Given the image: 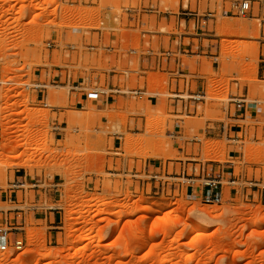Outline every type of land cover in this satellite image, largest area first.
I'll return each instance as SVG.
<instances>
[{
	"label": "rangeland",
	"instance_id": "rangeland-1",
	"mask_svg": "<svg viewBox=\"0 0 264 264\" xmlns=\"http://www.w3.org/2000/svg\"><path fill=\"white\" fill-rule=\"evenodd\" d=\"M175 45L209 57L206 70L189 77L203 100L188 110L180 102L179 115L172 95L184 81L163 55ZM263 71L259 3L245 17L232 0H0V208L18 169L53 173L61 193L49 205L58 207L57 228L29 222L25 250L0 252V264H264L260 193L227 188L222 204L209 205L179 185L156 195L139 184L126 199L123 175L179 158L170 139L176 124L184 136L198 128L204 138L208 122H225L240 125L241 136L244 125H260L259 141L248 127L244 149H236L259 167L260 181L264 123L228 117L236 114L234 95L260 103L264 117ZM79 82L86 90L114 83L120 92L82 106L84 92L72 88ZM204 140L188 151L226 161V140ZM144 202L169 207L147 212ZM124 205L130 210L121 214ZM190 207L222 216L205 220Z\"/></svg>",
	"mask_w": 264,
	"mask_h": 264
},
{
	"label": "built area",
	"instance_id": "built-area-1",
	"mask_svg": "<svg viewBox=\"0 0 264 264\" xmlns=\"http://www.w3.org/2000/svg\"><path fill=\"white\" fill-rule=\"evenodd\" d=\"M253 0H232L234 8L241 16H248L252 12ZM51 46V44L49 45ZM172 51L165 52L163 55L168 57L172 56ZM176 78L184 81L183 90L176 89V92L172 95L174 102L177 101V114L182 112L179 111V103H182V107L185 105L187 109V103L192 106L199 101L203 100L204 96L200 93L190 92L191 90V77L195 78V74L185 71L180 66L179 70L175 71ZM177 84V83H176ZM178 86V85H176ZM77 92H84L81 96V101L78 104L84 106L86 101H101L108 99L114 93L120 92L112 90L107 87L96 88L92 90L83 89V85H76L72 87ZM136 94H141L136 92ZM142 98V97H140ZM231 101L236 105V113L244 114L246 107H252L254 104L252 101H248L245 97L232 96ZM45 107H48V103H44ZM208 135L210 138H217L219 131L217 128H212ZM170 139L173 143V148L180 151V157L175 159L165 160L163 162H157V165L149 167L140 172H128L124 171L126 185L124 186V195L135 197L136 191L139 187L149 189V193L160 194L169 192L170 189L173 191L177 185L186 189L187 194L191 196H197L202 199L203 203L209 205H220L224 202V198L227 194L224 193L227 188L230 189V193L238 196L240 194L239 179L237 175L233 173V165L235 164V153H231V156L227 157L226 161L214 159L210 156H203L199 152L191 153L187 152L186 144L196 143L200 146L201 143H205L204 138L199 135L195 130L191 131L189 135L185 137L186 141L183 140L182 135L178 132L171 131ZM234 140V137L232 138ZM2 143V136L0 135V144ZM231 142L229 144H233ZM228 145V142H227ZM153 168V169H152ZM40 182L35 181L28 183V188L35 189L38 187ZM251 185L254 188L264 190V184L260 182H253ZM26 199V198H24ZM27 200V199H26ZM27 244L26 236L22 223L13 222L0 225V252H17L21 253L25 250Z\"/></svg>",
	"mask_w": 264,
	"mask_h": 264
},
{
	"label": "crops",
	"instance_id": "crops-1",
	"mask_svg": "<svg viewBox=\"0 0 264 264\" xmlns=\"http://www.w3.org/2000/svg\"><path fill=\"white\" fill-rule=\"evenodd\" d=\"M255 3H259L264 6V2L262 0H253L252 5ZM263 17V16H261ZM184 39V38H183ZM172 56L169 57V60L172 62L175 60L176 70H179L180 66L190 68L186 71L190 72L192 74L191 67L194 65V58L197 59L195 68L197 70L195 74V77L199 76L200 73L204 72L206 70V67L204 64V59L209 58L204 53H206L205 49H199L198 52L193 51V49L187 50L185 46H177L175 45L172 50ZM165 53V52H164ZM163 53V54H164ZM187 58L184 60V58ZM175 70V71H176ZM263 78H264V71H263ZM202 79H200L201 81ZM181 81V80H180ZM179 82V80H178ZM78 85H81L80 82ZM112 87V90H115L114 83L110 85ZM180 90V89H178ZM190 92H196L201 93L202 91H193L192 88ZM140 93L142 91L140 90ZM81 97H79L80 99ZM248 100V98H246ZM254 104H252V107H246V112L244 114L242 113H236L234 115L231 114L229 116L230 121H257L256 123H264V117H262V111H260L261 104L255 101H252ZM179 115V114H177ZM251 115V116H249ZM206 135L205 139L209 138L208 132L212 128H217L219 131V136L216 138L217 140H226L228 142L227 145V157L231 156V153H235V164L233 165V173L234 175H237V179H239V188L246 193L252 191L254 194L260 193L261 196H264V190L262 189H256L254 188L251 183L258 182V174L257 170L259 167L257 165L250 164L247 166V163L245 162L246 153L242 150L238 152L236 149L240 147L241 149H244L245 147V141L248 137L249 131L247 128L249 127L252 131V129H255V136L254 138H257L259 135V129L261 128L259 124L257 125H244L243 126V135L241 136L239 133L240 125L238 124H226L225 122L219 123V124H213L208 122L206 124ZM179 125L176 124L174 127V132H178L180 135H182L183 140L186 141L184 134L182 132L178 131ZM264 129V128H263ZM195 130L199 135L201 134V130L198 128L193 129ZM192 130V131H193ZM1 135V134H0ZM234 137V140L232 138ZM263 138H264V130H263ZM231 142H234L233 144H229ZM193 145L196 146V143H190L186 144V149L188 146ZM204 143H201L200 146H203ZM187 152L188 149H187ZM193 153H197L193 150ZM199 153H203V149L200 148ZM242 169V170H241ZM237 170L239 172L237 173ZM110 174H114L112 171ZM124 175V172H123ZM14 181L11 182L10 188L7 191L6 195H4V198L2 200V208H0V225L6 224V223H13L18 222L22 223V227L24 229V234L27 233L26 228L28 227L29 222L38 224L39 220L42 219L44 222V225L51 231V229H56L58 224V207L55 206H49L51 204H55L59 197H61L60 193V187L58 183H55L53 177V173H51L49 176H41L43 178H37L38 176L30 174L28 170L25 169H18L15 171L14 174ZM35 177V178H34ZM262 177V176H261ZM38 181L40 184L37 188L32 189L28 188V183ZM260 184H264V178L259 181ZM32 192L34 193L32 195ZM227 190L224 191L226 193ZM26 198V199H24ZM40 227V226H38Z\"/></svg>",
	"mask_w": 264,
	"mask_h": 264
},
{
	"label": "bare ground",
	"instance_id": "bare-ground-1",
	"mask_svg": "<svg viewBox=\"0 0 264 264\" xmlns=\"http://www.w3.org/2000/svg\"><path fill=\"white\" fill-rule=\"evenodd\" d=\"M16 0H12V2H15ZM1 41L3 43V41L5 42L4 44L8 43V37L7 36H4L3 39L1 38ZM156 124V123H155ZM42 149H37L34 154H37L39 151H41ZM141 188V187H140ZM143 190L149 192L150 190L147 189V188H142ZM126 199H130V196H127ZM92 207L93 206H97L98 203H95V204H91ZM104 206V209H110L112 207H114V204H111V203H105L103 204ZM169 205L164 203V202H152V203H149V202H144L142 205H141V209L142 210H145L147 212H153V211H161L163 209H166L168 208ZM130 210V206L128 205H124L121 209V214H126L128 211ZM189 211L193 214H195L196 216L200 217V218H203L205 220H217L219 219L221 216H222V213H218L217 211H212V210H200L196 207H190ZM170 213V212H169ZM35 237L34 233L33 232H30L29 233V238L30 239H33ZM90 240H92L90 238ZM90 246V243H87L83 246V249H86L87 247ZM56 256L59 255V252H56L55 253Z\"/></svg>",
	"mask_w": 264,
	"mask_h": 264
}]
</instances>
